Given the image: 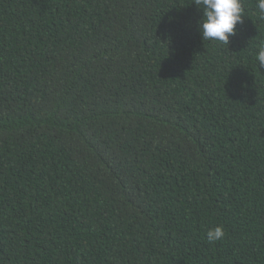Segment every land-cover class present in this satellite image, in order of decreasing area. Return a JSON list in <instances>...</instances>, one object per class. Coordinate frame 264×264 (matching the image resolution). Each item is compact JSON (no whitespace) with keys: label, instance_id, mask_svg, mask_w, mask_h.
Returning <instances> with one entry per match:
<instances>
[{"label":"trees","instance_id":"obj_1","mask_svg":"<svg viewBox=\"0 0 264 264\" xmlns=\"http://www.w3.org/2000/svg\"><path fill=\"white\" fill-rule=\"evenodd\" d=\"M242 4L226 45L193 0H0V264H264V14Z\"/></svg>","mask_w":264,"mask_h":264},{"label":"clouds","instance_id":"obj_2","mask_svg":"<svg viewBox=\"0 0 264 264\" xmlns=\"http://www.w3.org/2000/svg\"><path fill=\"white\" fill-rule=\"evenodd\" d=\"M202 18L198 22L204 41H219L230 44V36L235 35L237 24L243 22L244 8L242 0H193ZM257 7L264 14V0H257ZM260 65H264V44L259 46L256 56ZM225 236L223 225H217L207 231L209 243L221 241Z\"/></svg>","mask_w":264,"mask_h":264}]
</instances>
